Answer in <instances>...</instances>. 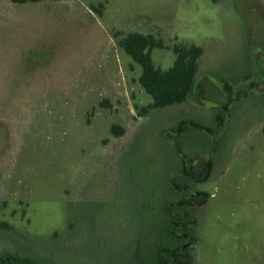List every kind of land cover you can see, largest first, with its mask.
Returning <instances> with one entry per match:
<instances>
[{
	"label": "rangeland",
	"instance_id": "374dc122",
	"mask_svg": "<svg viewBox=\"0 0 264 264\" xmlns=\"http://www.w3.org/2000/svg\"><path fill=\"white\" fill-rule=\"evenodd\" d=\"M102 2L0 0V264H133L190 191V264H264V0ZM134 32L161 69L201 48L187 102L151 108L117 44ZM219 81L248 97L224 112ZM207 161L204 182L180 172Z\"/></svg>",
	"mask_w": 264,
	"mask_h": 264
},
{
	"label": "trees",
	"instance_id": "16d2710c",
	"mask_svg": "<svg viewBox=\"0 0 264 264\" xmlns=\"http://www.w3.org/2000/svg\"><path fill=\"white\" fill-rule=\"evenodd\" d=\"M12 3L25 4L35 3L38 0H10ZM108 0H103L98 7L91 9L98 15H101V9ZM210 2H217L218 0H209ZM118 46L130 59L140 68V76L138 83L145 93L151 98L153 109H164L173 105H179L187 102L193 95L196 89L199 64L198 61L202 55L200 47L195 45L176 44L172 47L174 60L168 69H161L154 64L152 53L155 49H163L164 44L160 39L153 35H144L138 32L130 33L117 41ZM262 72H264L262 70ZM258 76V75H257ZM264 75L261 77L263 78ZM260 77V78H261ZM224 93L225 101L222 104V110L228 112L229 106L238 101L248 97L246 94L237 92L236 96H230L231 87L227 82L219 81ZM249 85V84H248ZM188 124L196 130H203L199 124L191 121H181L180 125ZM180 125L175 129V133L180 134ZM207 132L210 130L206 129ZM111 134L119 136L123 134V129L118 125H112L110 128ZM180 172L184 174L186 181H191L192 177L200 178L198 182H204L209 176V171L204 172L200 167L189 165L183 167ZM202 176V177H200ZM203 180V181H202ZM188 199L181 198L177 203L183 204H198L203 206L206 203L208 195L202 192H194L188 196ZM180 211L172 215L169 219V225L164 227L165 235L172 242L177 238V233H182L185 237L193 238V229L196 223V218L192 211L181 207ZM168 243H159L158 248V263L168 264L171 260V255L175 254L177 247H171ZM1 264H32L29 259L19 258L16 256H8Z\"/></svg>",
	"mask_w": 264,
	"mask_h": 264
},
{
	"label": "flooded vegetation",
	"instance_id": "af4514ba",
	"mask_svg": "<svg viewBox=\"0 0 264 264\" xmlns=\"http://www.w3.org/2000/svg\"><path fill=\"white\" fill-rule=\"evenodd\" d=\"M202 165H203V167H202ZM194 166L195 165H193V167ZM197 166L198 167L201 166L202 171H204V172L209 171V174H210V172H211L210 161L203 162V163L198 162V165H196V167ZM173 189L175 190L177 188L173 187ZM194 192H196V191H190L189 193H184V195L189 196L190 194H193ZM177 202L175 204H173L172 207H170V206L165 207L164 210L168 216V219H165L162 227L169 225V219L171 218L172 215H175L176 213H178L180 211L179 209L181 207H185L186 210H190V211H195V209L201 207L195 203L179 205ZM162 234H163L162 230H161V232H158V233L155 232L153 238L150 240V243L152 245L149 244V242H148V247H146V249H142V251L137 252L135 259L133 260V264H148L145 262V257L146 256L154 257V254H155V258H154L155 261L152 260L149 264H159L158 263V257H157L159 243H166V244L168 243L169 245H172L171 247H177V251L175 254H169V255H171L172 261H170L168 264H190L191 260H190L189 253H188L187 249L193 244V239H191L189 237H185L182 233H177V235H176L177 238L175 239L174 242H172L168 239L167 235H162ZM164 234H165V232H164ZM157 242H158V247L155 246V244H157ZM143 260L145 263L143 262ZM162 264H165V263H162Z\"/></svg>",
	"mask_w": 264,
	"mask_h": 264
}]
</instances>
